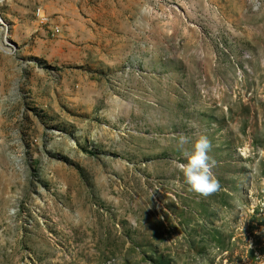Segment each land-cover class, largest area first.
I'll return each instance as SVG.
<instances>
[{"label":"rangeland","instance_id":"1","mask_svg":"<svg viewBox=\"0 0 264 264\" xmlns=\"http://www.w3.org/2000/svg\"><path fill=\"white\" fill-rule=\"evenodd\" d=\"M0 15V264H264V0ZM199 135L208 196L176 167Z\"/></svg>","mask_w":264,"mask_h":264},{"label":"clouds","instance_id":"2","mask_svg":"<svg viewBox=\"0 0 264 264\" xmlns=\"http://www.w3.org/2000/svg\"><path fill=\"white\" fill-rule=\"evenodd\" d=\"M256 6H253L254 10ZM179 142L184 144L187 138L181 136ZM210 151L211 143L208 138L199 135L192 141L191 151L184 153L185 162L176 164L188 189L203 196H208L219 188V182L212 172L215 161L209 156Z\"/></svg>","mask_w":264,"mask_h":264},{"label":"bare ground","instance_id":"3","mask_svg":"<svg viewBox=\"0 0 264 264\" xmlns=\"http://www.w3.org/2000/svg\"><path fill=\"white\" fill-rule=\"evenodd\" d=\"M0 2H1V0H0ZM0 23L3 26L2 29H3V32H4L3 43L0 44V50H2L4 52H7V53H11L13 51V49H14V45L11 42L9 26L4 23L1 15H0Z\"/></svg>","mask_w":264,"mask_h":264},{"label":"built area","instance_id":"4","mask_svg":"<svg viewBox=\"0 0 264 264\" xmlns=\"http://www.w3.org/2000/svg\"><path fill=\"white\" fill-rule=\"evenodd\" d=\"M38 17L40 19V22L42 25H46L48 20L45 14H38Z\"/></svg>","mask_w":264,"mask_h":264}]
</instances>
